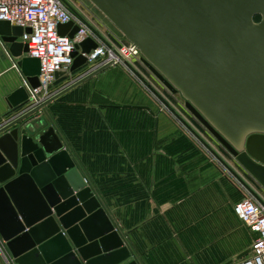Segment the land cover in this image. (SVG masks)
<instances>
[{
    "label": "water",
    "instance_id": "95a60500",
    "mask_svg": "<svg viewBox=\"0 0 264 264\" xmlns=\"http://www.w3.org/2000/svg\"><path fill=\"white\" fill-rule=\"evenodd\" d=\"M142 55L152 76L264 189V0H87ZM71 30V32H70ZM73 37L78 27L60 25ZM30 33V30H26ZM24 29L0 21V36L30 88L38 59L25 56ZM97 44L76 45L71 73ZM110 68L107 64L0 127V239L15 264H126L133 257L76 161L37 113ZM68 75L56 73V79ZM29 98L12 96L13 112ZM42 133V134H41ZM59 152L47 154V136ZM127 264H138L132 260Z\"/></svg>",
    "mask_w": 264,
    "mask_h": 264
},
{
    "label": "crops",
    "instance_id": "0c3cea01",
    "mask_svg": "<svg viewBox=\"0 0 264 264\" xmlns=\"http://www.w3.org/2000/svg\"><path fill=\"white\" fill-rule=\"evenodd\" d=\"M22 59L0 36V127L26 109L13 112L12 96L29 86ZM85 72L58 79L50 91ZM47 110L43 133H57L130 249V261L228 264L251 248L256 235L234 211L238 188L122 70L108 68ZM45 146L49 155L59 152L53 136ZM0 264H15L1 239Z\"/></svg>",
    "mask_w": 264,
    "mask_h": 264
},
{
    "label": "built area",
    "instance_id": "2783aa9c",
    "mask_svg": "<svg viewBox=\"0 0 264 264\" xmlns=\"http://www.w3.org/2000/svg\"><path fill=\"white\" fill-rule=\"evenodd\" d=\"M0 21L23 28L24 34L19 42L28 46L26 56L40 61V86H28L29 98L21 114L41 106L56 94L50 91L57 81L56 73L67 70L68 75L73 74L70 69L74 64L76 45L93 40L97 47L84 55L87 63L80 68H86L84 76L107 64H110V68L122 70L153 102L159 114L167 116L216 166L230 172L229 178L243 194L234 207L235 214L256 237L246 257L228 264H264V196L244 174L238 173L230 165V161L216 148L197 121L183 110L184 107L173 103L169 96L171 93L144 66L141 53L90 2L0 0ZM70 23L78 27L74 36L60 35L58 27ZM26 30L31 32L27 33ZM43 115L49 116L47 106L36 116Z\"/></svg>",
    "mask_w": 264,
    "mask_h": 264
},
{
    "label": "rangeland",
    "instance_id": "374dc122",
    "mask_svg": "<svg viewBox=\"0 0 264 264\" xmlns=\"http://www.w3.org/2000/svg\"><path fill=\"white\" fill-rule=\"evenodd\" d=\"M85 2H88L87 0H84ZM89 3V2H88ZM69 75H72V74H69ZM69 75H67V76H69ZM65 77V76H64ZM169 96H170V98H171V100L173 101V103L174 104H176L177 106H179L180 104L182 105V107H184L185 106V104H184V101L182 100V98L179 96V95H173V94H169ZM176 102V103H175ZM185 108V107H184ZM183 108V110H185ZM158 110V109H157ZM185 112L191 117V118H193L186 110H185ZM194 119V118H193ZM196 121V120H195ZM198 123V122H197ZM199 124V123H198ZM199 127L203 130V132H205L206 133V135H207V137L213 142V144L216 146V148L223 154V156H225L229 161H230V165L232 166H234V168L236 169V170H238L237 172L238 173H242V174H244L245 176H246V178L254 185V187L257 189V191H259L263 196H264V189L250 176V175H248L239 165H238V163L235 161V159L226 151V150H224L223 149V147L222 146H220L217 142H215V140L210 136V135H208L207 134V132L204 130V128L199 124ZM226 158H225V162H226ZM220 168V167H219ZM220 170H221V172L223 173V175L224 176H227L228 178L230 177V175H229V173L230 172H225V170H223L222 168H220ZM230 179V178H229ZM231 180V179H230ZM240 193H241V197L243 198V194H242V192L241 191H239ZM116 222V224H120V222L119 221H115ZM250 251V249L249 250H246V252L244 253V254H242V255H240V256H236V257H234L233 259H235V260H237V261H241L244 257H246L247 256V254H248V252Z\"/></svg>",
    "mask_w": 264,
    "mask_h": 264
}]
</instances>
